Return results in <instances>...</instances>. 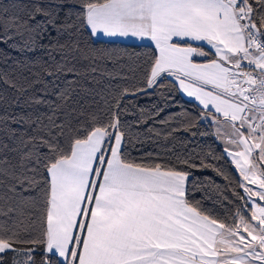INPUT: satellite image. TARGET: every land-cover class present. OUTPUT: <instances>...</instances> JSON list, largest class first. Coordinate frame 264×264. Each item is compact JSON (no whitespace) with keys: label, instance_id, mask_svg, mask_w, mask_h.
Here are the masks:
<instances>
[{"label":"snow or ice","instance_id":"1","mask_svg":"<svg viewBox=\"0 0 264 264\" xmlns=\"http://www.w3.org/2000/svg\"><path fill=\"white\" fill-rule=\"evenodd\" d=\"M65 4L78 11L58 26ZM27 7L26 20L0 15V43L13 41L17 51L39 47L50 57L59 52L61 60L52 57L44 75H79L69 67L74 54L95 63L88 55L94 50L79 41L40 44L48 26L57 37L86 29L92 39L147 40L155 51L143 87L109 85L107 112L92 115L67 140L64 125L48 117L46 134H21L15 163L0 160V264L9 252L23 257L13 264H37V250L39 264H264V0H36ZM164 81L207 110L203 118L216 126L238 170L243 194L232 193L239 203L227 222L189 199L193 169L223 175L207 162L216 159L210 151L177 157L175 165L137 162L127 152L131 129L164 111L141 108L142 118L131 125L122 121L127 98L163 89ZM59 98L66 100L65 92ZM198 122L185 117L184 130L195 137Z\"/></svg>","mask_w":264,"mask_h":264},{"label":"trees","instance_id":"2","mask_svg":"<svg viewBox=\"0 0 264 264\" xmlns=\"http://www.w3.org/2000/svg\"><path fill=\"white\" fill-rule=\"evenodd\" d=\"M35 2L36 0H0V15L5 19L16 15L26 20L27 6ZM40 2L47 4L49 0H40ZM3 9H7V12H3ZM58 11L56 23L59 26L66 21L71 23L75 20V15L69 17L66 13L69 11L75 13L78 7L65 4L64 8ZM2 31L0 29V32ZM47 33L40 44L47 45L57 38L60 43L79 41L81 48L94 50L88 55L95 57V63L81 58L79 54H74L77 58L75 60L68 58L69 67H75L79 75L68 73L47 76L44 75L43 67L53 64L52 57L55 61H60L59 52H53L50 57L39 47L36 51H17L11 46L13 41L7 44L0 43V160L8 157L15 163L19 154L12 149L18 146L21 134H26L25 139L37 132L46 134L47 128L44 126L49 124L48 117L54 116L56 124L64 125L63 139L67 140L77 128L86 125L92 115L107 112L111 103L109 85L135 84L143 87L140 82L155 51L151 44L92 39L86 29L63 33L57 37L56 30L48 26ZM90 66L97 67V72L88 71ZM106 72L127 79H110ZM37 79L40 80L39 83H35ZM6 80L14 81L16 87H12ZM72 80L75 83L69 84L68 81ZM163 83L165 84L163 89H150L148 95L127 98L130 101L125 105L128 114L122 116V121H127L131 125H135L142 118L139 112L141 108L144 109L145 114L150 113L153 108L164 109L155 119H148L146 124L141 123L131 129L134 139L128 145L127 152L131 158H136L137 162L175 165L177 157L187 158L189 153L210 151L216 159L207 162L213 163L215 169H219L223 175H218L213 168L193 169L189 183L194 182L196 188L189 199L199 201L201 207L208 210L209 214L227 222L225 217L230 218L234 210L233 204L239 203L234 200L232 193L236 191L243 194L237 187L239 180L237 170L230 158L224 154V145L217 138L213 123L210 119L203 118L207 110L183 97L168 81ZM20 89L27 90L22 92ZM62 91L67 96L66 100L59 98ZM37 100L46 102L36 103ZM185 117L199 118L196 128L191 129L198 132L195 137L190 131L184 130ZM13 119L17 122H13ZM165 120L168 123H161ZM149 127L155 131L148 133ZM13 130L15 135L12 134ZM56 131L58 130L53 131V135ZM4 145L8 147L5 148ZM24 195H34V193H24ZM14 259L23 260V257L9 252L4 257V264H13ZM35 259L39 264L41 259L39 250L35 253Z\"/></svg>","mask_w":264,"mask_h":264},{"label":"crops","instance_id":"3","mask_svg":"<svg viewBox=\"0 0 264 264\" xmlns=\"http://www.w3.org/2000/svg\"><path fill=\"white\" fill-rule=\"evenodd\" d=\"M97 39H102V40H107V41H122V42H126V43L151 44V45H153L152 42H150V41H147V40H143V41H141V40H138V39H115V40H113V39H111V38H107V37H101V38H97ZM205 50L207 51L208 48L206 47ZM170 79H171V80H174V77H170ZM179 91H180V93L182 94L183 97H185L186 99H189V100H191V101H194V102H196L199 106H201L200 103H199V101L195 100V98L188 97L187 94H186V93H183L182 90H179ZM201 107H202V106H201ZM224 147H225V145H224ZM233 150H235V149H233ZM237 171H238V170H237Z\"/></svg>","mask_w":264,"mask_h":264},{"label":"rangeland","instance_id":"4","mask_svg":"<svg viewBox=\"0 0 264 264\" xmlns=\"http://www.w3.org/2000/svg\"><path fill=\"white\" fill-rule=\"evenodd\" d=\"M214 125V124H213ZM214 129H215V134H216V126L214 125ZM221 141V140H220ZM222 142V141H221ZM223 143V142H222ZM224 145V144H223Z\"/></svg>","mask_w":264,"mask_h":264}]
</instances>
